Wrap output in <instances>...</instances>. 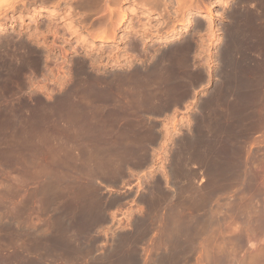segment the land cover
<instances>
[{
	"label": "bare ground",
	"instance_id": "bare-ground-1",
	"mask_svg": "<svg viewBox=\"0 0 264 264\" xmlns=\"http://www.w3.org/2000/svg\"><path fill=\"white\" fill-rule=\"evenodd\" d=\"M27 1L28 0H0V31L7 30L8 26H11L13 22H18L21 25L25 24V19L28 18L31 21L36 22L34 31L39 32L38 18L45 17L51 19V17L61 15V13L66 11L63 10V12H61L59 10L58 6H61V2L64 4L62 7H65L66 9L68 8L65 3L73 5L72 9H78L76 11L81 18H79L78 21H82V18L84 21L85 17L94 19L92 17H94L96 14V18L97 13L99 14V12H101V14H99L98 17L93 20L95 21L93 24L95 26L92 27V29L87 30L94 41H100L106 44L115 42L118 43L119 39L122 40V38H124V36L121 37L117 31L119 30L118 27L124 20L128 22L124 30L133 31L131 35H134V32L136 33L137 30V27L135 26L137 24H134L135 22L133 20V18H135L134 16L138 17L136 19L137 21L141 15L147 17L148 20L149 18H165V23H161L162 27L165 29L161 28L163 30L160 29L162 31L160 33L157 32L160 27L150 25L151 23H148L147 26L144 24L146 22H142V26L137 25L138 27L143 28V34H141L147 39L142 42H137V40L134 41L131 36L134 42L132 41L131 43L130 41L131 44L129 43V46L127 44V49L129 52L127 51V55L124 56V59L127 57L128 59H126L129 60L133 67L128 64V67L131 66V68H127V71L124 70L125 72L123 71L122 75H116L119 76L118 82L121 83H116L115 81L114 84L113 81L104 79L106 77H104V75V78L97 74L92 78H88L89 80L91 79L89 91L88 89L85 91V93L90 92L91 94L85 95L89 96L86 97L88 98V101L82 102L83 97H80L81 100L78 101L80 103L76 104V101L71 106L68 104L69 100L68 103L66 101L65 104H68L70 107L67 106L68 110L63 109L65 106L61 108L62 111L64 110L63 112L67 110V113H64L67 115H63L64 117L60 112L59 113L61 116H59L60 114H57V111H54L55 114H53L46 105L47 103L45 104L42 101H39L36 104L30 103L31 100L29 96L31 94L25 97L19 95V89L26 85L25 78L27 76L23 78L22 73L25 69L27 70L26 66H28V63L30 62L26 61L27 57L25 58V54L21 53L23 51L22 50L20 53L24 56H17L21 61H18L20 62L19 64L13 66L15 58L13 59L10 57L11 61L8 58L6 59V61L10 62L14 60L12 65L9 63L11 66L10 70L8 69V71H6V69L9 67V64L7 65L8 67L4 69V64H7V62H5V57L3 58L1 56L3 52V55H5V51L3 50H6V48L8 50L11 49L10 45H13V48H17L23 43L15 39L14 40L16 42L12 41L11 43V40L7 39V37L10 36L12 40L13 37H11V35L7 37L4 36L7 40H3L4 42L0 43V176H4V179L0 180V186L2 185V187H0V195L7 201L2 200L0 202L3 207V209H1L4 210V213L2 212L3 214L0 210V218L3 216L5 219V221H2L4 219L1 220L2 223L0 222V240L2 242L0 243V264H75L74 260L77 257L78 260L79 257H81L80 259L82 261V257L87 256L88 253L92 251V249L97 247L96 249L99 250V245L94 247L93 244L96 243H91L92 240L89 238V232L91 229H95L96 225H99L106 215L108 201L106 200V202L103 200V194H101L103 196L101 197L99 193L100 188H98L99 191L97 189V187H99L97 185H103L97 181V178L100 180L99 177H101V174L103 175V173L105 174L108 171L105 170L107 172L103 171V173H101L100 171L102 170L100 169L102 168L98 170V166L103 167L104 163L108 164L110 161L115 163L116 161V164L112 163L116 165V169L113 170V168H115L113 166V168L110 169L112 170V173L113 171L119 173V171H121L122 168L125 167V164H127L130 160L132 162L133 159L146 158V156L140 152L143 151L146 146H148V144H159L163 142L162 144L164 146V142L166 139H168L167 136L169 135V131L165 127L164 129L153 128L150 119L153 117V115H155L156 118L157 114L159 117L160 114H166L167 111L169 112V110L172 108L176 109L179 100L188 94H191L193 97V102L197 103L193 114H191L195 121L192 126L188 125L185 127L186 129H184V132L182 130V132L178 133L180 136H177V139L179 138V140L176 144L179 153H177L178 157L173 155L174 160L176 157L178 159L175 160L177 163L170 162L172 164V167L170 168L173 169L174 166H177V170L175 167L174 170H176V174H179V177H181V175L183 176L184 168L187 167V164H190L192 160L189 166L194 168V170L197 169L200 175H209V178L206 175V179L208 178L209 181L208 183L206 182V184H204V175L201 177L200 181L196 183L195 179L198 175L196 174L197 176H195V173H193L195 179L193 177H191L193 179L187 178L186 182H188V184L187 186L185 185L186 187L184 186L185 189L181 187L182 185L180 186L181 188L179 187L181 189V195L182 191L187 192L186 195L184 194V197L188 196L185 200L181 198L178 199L176 196V194L179 192L176 193L174 188H176L178 184L175 187L172 186L174 187L172 188L167 184L166 180H164V184L163 182L157 183V194L154 195L150 193L146 197L147 208L149 209L148 212H151L152 215L155 214L157 218L162 220L161 218L164 215L165 210H168L170 212L169 218H164V215L163 219H165V222L163 223L166 225V223H169L170 221L169 220L166 222V220L171 219V223H169L168 226H172L171 224H173L176 226V228H178V230L180 229V225L182 226L184 222H189L190 224L187 223L189 226H185L187 224H183V226L187 227V229L190 227V225L192 226V229H188V231L192 230V233L194 234L191 239L195 237L197 238V233L200 232L202 237H208V232L207 236L206 233H202V230L207 228L205 230L209 231L211 229L210 237L205 238V241L208 239V242H204L205 244L203 243L201 248H199L200 251L198 249L195 251L192 250L194 251V255H196L197 251L200 252V257L194 256L198 258L196 259V264H206L205 262H208V264H264V63H253L252 59L250 60L253 63L252 64L250 62L252 66L247 67L243 65L244 62L242 64L241 61H237L236 56L235 59H230L236 53V50H238V52L240 50L242 51L246 36L248 35V41L250 40L251 47L253 49L251 51L252 54L253 52L255 55L257 54V47L258 49L259 47H262L264 50V38L260 39L262 36H264V21L262 20L263 26L259 25L260 17L264 16V0H239L240 3L238 6L236 5L238 8L236 9L235 16H233L235 18L236 16L240 18L243 17L242 20L245 19L244 21L246 23L243 22L242 24L239 22L241 20H237L233 17L232 24L234 19L236 22L234 25L230 24L234 27V31L232 29L233 33L231 34V37L227 39L228 41L226 42V47H223V54L227 56L226 59L228 60V63L233 64V66H230L229 69L227 68V71L225 70L226 74L223 75V78L226 77L225 82L227 84L225 83L226 85H223V88H221L219 83H215L216 85H212L211 88L208 89L207 94L198 92L196 90L197 85L195 86V84L191 82V80L195 78L199 84L201 82L203 83V81H206L204 84L208 86L212 76V71L210 69L204 70L203 68V70H201L199 68H195V71L192 70V66H195V55H198L195 52L196 49L203 48V40L201 41L200 39V42L198 43L193 37L195 25L192 24L194 21L193 18L195 16L202 17L206 19V24L204 25L206 32L210 34L214 32L215 29L212 26V19L207 14L209 11L210 5L208 4H210V1L205 4L208 0H39L41 5L33 9L31 8L30 11L26 9L27 7L25 8ZM46 1L47 3L49 2L51 4H47ZM129 2L132 3V5H129L128 7L125 6V4ZM237 2L238 0L236 3ZM18 3H22L24 8H17L16 5H18ZM257 5L261 7V11L258 10L259 7L257 8ZM243 6L249 7L248 9L250 10H247L249 13H244L245 11L242 12L243 9L240 8ZM72 9L70 10L73 13L74 10ZM22 10H28V12L24 14V11ZM79 10L81 12H79ZM14 11H18L19 14L17 16L13 15ZM92 13L95 14L92 16ZM70 15L72 14H69V17H71ZM78 15L75 17H78ZM177 24L180 25L178 26ZM49 26L51 25H48V28L46 27V29L49 30ZM80 26L82 28V25ZM145 26L146 28H144ZM198 26L202 27L203 23H200ZM56 27L54 26L53 29ZM83 27L88 28V26ZM152 30L155 32L152 33ZM39 33L36 34L39 35ZM243 33H245V35ZM89 35L88 37H90ZM126 37L127 36L124 38L125 40ZM155 37H158V41H169L171 43L164 48L161 47V45V48L154 47L153 45L147 46L146 42H154L155 39L153 38ZM86 38L87 37L84 38L82 36L80 40L82 43H84V45L85 43L89 44ZM34 39L36 40L37 38ZM0 40H2L1 37ZM37 41L38 40L34 41L33 43ZM92 44L90 42L91 46H93ZM247 44H249V42ZM164 45L165 44L163 42L162 46ZM21 46L23 48V45ZM35 47L36 46H34V48ZM85 47L83 49H86ZM245 47H247V45H245ZM127 49H125V51ZM13 50L15 51V49ZM13 50L11 49L12 52ZM137 51L138 53H136ZM16 52L17 49L14 53ZM24 52L25 51H23V53ZM32 52L36 53L34 49ZM10 53H6V55H10ZM39 53L41 52H38V54ZM17 54H15V56ZM38 54H36L38 56L37 59L40 58L39 56H41L42 53L41 55ZM262 54L264 53L259 55ZM15 56L13 54L12 57ZM111 56L113 58L114 55ZM119 56L116 57L115 63L117 60H120V58L123 57H121V54ZM129 57H131V59H129ZM18 59L16 58V60ZM83 59L79 60L83 61ZM133 59L137 60V63L130 61H133ZM254 60L256 61L255 58ZM95 62L98 61L96 60ZM15 63H17V61ZM31 63L35 64L36 66H42L41 64L38 65L36 58L34 61H31ZM247 63L249 62H246V64ZM117 64L119 66L121 65L122 67H125L126 61L122 64L121 62ZM80 65L81 64H78L77 66ZM81 67H83V65ZM84 67L81 69H84ZM219 71L221 72L222 70L219 69ZM108 76H110V74ZM112 78L117 79V77ZM223 78L219 79L222 80ZM219 81L217 80L216 82ZM76 82L81 81L77 80ZM81 84H83V81ZM81 84L79 83V85ZM80 87L82 86H78L77 88ZM77 88L72 89L78 90ZM217 88L218 90L222 91V94H220V91V95L218 96H216L214 91V89L216 90ZM84 89L82 88V90ZM228 91H231L233 93L232 95L235 96L226 97V95L229 94ZM69 93L70 92H68L66 95H68L67 97L70 99L71 97L69 96ZM85 93L83 92V94ZM73 94H75V91ZM73 94L71 95L73 96ZM59 106H61V103ZM172 112L174 113V111ZM51 113L52 115L57 114L60 118L63 117V119L66 118L65 116H67V118L64 121L59 119L63 122H61L62 124L59 125V120H57L58 122H53V120H51ZM146 118L148 120H146ZM169 118H173V116ZM36 135L37 140H35ZM44 140L45 142L47 141L46 144L49 143L48 148L45 146L46 155L48 154V157L47 160L42 161L43 159L41 156H39L41 151H38L39 149L41 150V147L36 149V151L33 149V146H35V143L40 146V143H43ZM160 145L161 144H159V146ZM43 148L44 147H42V149ZM146 150L144 152H146ZM183 150L187 151V156L184 154L185 151L182 153ZM182 154H184L187 158L183 160L181 158L183 157ZM27 158H30L29 160H31L32 163H35L36 165L35 166L33 164L35 169L32 171H26L27 169L22 170L20 168V163H24L26 160H28ZM129 164L130 163H128V165ZM29 165H31V162ZM90 165H92V167ZM117 165L119 166L118 168ZM13 170H18L19 173L16 172L18 174H13V177L11 175L8 176V174H4V171L13 172ZM1 171H3V173H1ZM124 171L125 170H123V172ZM171 171L172 170L169 172ZM186 176L183 177L186 178ZM20 178L26 180H22ZM188 179L191 180V183L194 180L195 184L200 187L199 189L203 187L202 189L204 190L197 197L191 196L189 194L190 190L194 189H190V186L193 183L189 185L190 182ZM33 180H35V184L29 186V189L32 188L30 191H28L29 193H27L25 196V193H22L23 196H20L21 198L17 197L18 203L16 202V206H12L10 201H13L12 197L18 194V185H20L17 184V187L15 186L16 183L23 182L25 184ZM180 180L183 181L182 179ZM26 185L27 184L24 186ZM21 186L23 188V184H21ZM108 186L110 187V185ZM164 187H167L170 189V191H167V189L164 190ZM106 189L107 191H114L112 188ZM20 191L21 190H19V192ZM197 191L199 192L198 188ZM191 194H193V192ZM14 198L16 199V197ZM220 198L222 199V202H219L221 200ZM213 203L216 204H214L215 206H220V208L217 207L219 210L216 209V211H214L213 209L215 207L212 209ZM185 209H190V211L186 210V212H184ZM201 209L204 210V212H208L207 214L204 213L207 215L206 217L201 216L202 218H199L197 215L192 214L193 212L196 214V212ZM49 211L50 214L54 215V218L50 219L49 222L46 220L43 221V223H39L36 220H33L31 217L32 214ZM50 217L52 218L53 216ZM151 218L153 219L154 217ZM6 219H8L10 223L7 222ZM156 219L155 223L158 220ZM12 220H14V224L11 223ZM158 221L157 223H159ZM7 223L9 224L7 225ZM200 223L203 227L198 229ZM193 224L196 225L197 228H195ZM198 224L199 226H197ZM140 226L138 227L141 228ZM100 228H102V226H100ZM100 228L98 229L101 230ZM148 228L147 231H150ZM162 228H159V231H161L160 229ZM164 228V231H166L169 227L167 228L166 225ZM141 229L139 231L144 232L143 228ZM144 230L146 231V229ZM170 230L172 231L173 229L170 228L168 231ZM181 230H183L182 227ZM168 231L165 233L167 234ZM132 233L134 234V231H132ZM176 233H178V231ZM180 233H182V231ZM192 233L190 232V234ZM144 235L146 234L144 233ZM186 235L189 234L186 233ZM216 235L219 237L216 238ZM214 236L216 239H219L218 244L216 243V247L214 246L215 244L213 245L212 243V245L210 244L209 246V242L213 241L211 239H213ZM160 237L162 238V236ZM199 237H201V235ZM25 238L28 239L27 243H25ZM132 238L133 237H129L128 235L126 239L133 240ZM148 238L149 236L147 237V240ZM164 238H167V236L165 235L163 240ZM92 239H95L94 242H97L96 238L93 237ZM186 239V242H189L187 237ZM22 240L25 241V245H22ZM192 240L195 242L197 241V243L199 242L197 239ZM122 241L125 242L126 240L124 239ZM176 241L178 240L176 239ZM180 241L183 242L182 240ZM20 242L23 248L26 246L25 250L20 247L21 245L18 246V243ZM85 242L87 243L86 245H84ZM179 242L176 244L181 246V243ZM200 242H202L201 238ZM190 243L189 245L191 246L188 247V250L181 248L182 251H187L184 253H188V251L191 252V249L193 248L192 246L195 244ZM124 244L126 245V243ZM16 245L17 247H15ZM122 245L121 247L124 249ZM130 245L131 244H129V246ZM134 245L136 246L135 242ZM134 245H131L129 248L125 247L126 249L123 250V253L121 252V258H119V260L114 264H145L147 262L146 255L148 254V250L146 251L145 248L146 252L144 250H142L144 251L143 253L140 251L142 255L145 256L142 259L143 256L140 254V252H138V255L137 251L139 250L135 248ZM165 246L167 245L164 244V247ZM141 247H143V245ZM212 247H214V250L216 248V250L213 251L214 253H217V256H214L213 258V255L211 256V254H214L211 252L213 249ZM155 248L157 250L156 246ZM155 248H151V250H155ZM5 249H7V251ZM115 249L119 248L116 247ZM119 250L121 251V249ZM179 251L176 253H182ZM177 254H174L175 258ZM183 254L180 255L183 256ZM46 255H55L56 258L59 256L62 261L50 263L51 261H46L48 259ZM152 255L154 257V254ZM188 255L182 257V259H180L181 256L179 258L177 257V261L178 259H180V261L184 259L185 262V258L187 259V257H189ZM44 256L47 258L46 260L44 259ZM164 256L168 258L167 254ZM158 257L160 256H157V258ZM201 257H203V259ZM56 258L53 260H56ZM192 258L191 260H193ZM171 259L172 258L170 257V260ZM201 259L205 261H201L200 263L199 261ZM78 260L77 262L79 263L77 264H81L83 262L82 261L80 263ZM87 260L88 259L84 260V263L82 264H88L87 262L89 260ZM147 260H150V258ZM168 260L165 258V260L162 261L167 262ZM159 261L157 263L161 264L162 262L160 261V263ZM186 261L189 263L188 259ZM149 262V264H151V261ZM180 263L184 264L182 262ZM191 263L195 264V262ZM92 264L106 263L96 261ZM169 264H171V262Z\"/></svg>",
	"mask_w": 264,
	"mask_h": 264
},
{
	"label": "rangeland",
	"instance_id": "rangeland-1",
	"mask_svg": "<svg viewBox=\"0 0 264 264\" xmlns=\"http://www.w3.org/2000/svg\"><path fill=\"white\" fill-rule=\"evenodd\" d=\"M29 1V2H28ZM27 2H26V4L27 5H25V8L26 9H28L29 11L31 10V8L33 9V8H36V7H38L39 5H41V2L38 0H28ZM38 2V4H37V2ZM206 1V0H205ZM210 1V4H208V5H210L209 6V11L207 12V14L211 17V19H212V26H213V28L215 29L214 30V32L213 33H208V32H206V30L204 29V25L206 24L205 23V20L206 19H204V18H202V17H198V16H195L194 18H193V24L192 25H195L194 27V29H195V34L197 35V38H196V40H197V42L199 43L200 42V39H201V41L203 42L202 43V47L203 48H199V49H196V54H198V55H195V60H194V63H195V68L196 69H201V70H203V68H204V70L205 69H210L211 71H212V76H211V78H210V83H209V85L207 86V85H205L204 83H206V81L204 82L203 81V83L200 85V84H198L197 85V87L196 88H198V87H201V89H199V91L198 92H200V93H204V94H207L208 93V89H210L211 88V86L212 85H216L217 83H219L220 85H221V88H223V85L225 86L227 83L225 82V79H226V77L225 78H223L224 76V74H226V71L230 68V66H233V64H231V63H228V60L226 59V57L227 56H225V54H223V47H226V42L228 41L227 39L228 38H230L231 37V34L233 33L232 32V29H233V31H234V27L233 26H231V25H234V23L236 22V20L235 19H237V20H241V21H239L240 23H242L243 24V22L244 23H246L244 20H242L243 19V17H237L236 16V18L234 17L235 16V12H236V9L238 8L237 6L239 5V3H240V1L238 0V4L236 3V1L237 0H208V1H206V3L205 4H207L208 2ZM40 2V3H39ZM211 2H213V3H211ZM224 2H226V3H224ZM28 3H30V4H28ZM46 3H47V1H46ZM62 4H61V6H58V8H59V10L61 11V12H63V10H66L67 11V13H66V11L65 12H63V13H61V15H56V16H53V17H51V19H48V18H45V17H41V18H38V25H39V28H38V30H39V32H36V31H34V29H35V27H36V22H33V21H31L30 19H25V24H20V23H18V22H13L12 24H11V26H8V29L7 30H5V31H0V37H1V39L2 40H0V41H2V42H0V43H3L4 41L3 40H7V39H9V40H11L10 42L12 43V41H14V42H16L15 40H17V41H21L23 44H21V45H23V48H22V46L20 45L19 47H17V48H13L11 45H10V47H11V49L13 50V49H15V51H16V49H17V52L16 53H14L15 51L13 50V52L11 51V49H7L6 48V50L4 49L3 51H5V55H3L4 54V52L2 53V57L5 59V62H7V64H4V69H6V67H8L7 69H6V71H8V69L10 70V68H11V66H10V64L12 65L13 63H14V65L13 66H15L16 64H19L21 61L18 59V57L17 56H20V55H22V54H25V56L24 55H22V56H24L25 58L27 57V62H30L31 63V61H34L35 60V58H36V60H37V62H38V65H42V66H36L35 64H30V63H28V66H26V68H27V70L25 69L24 70V72L22 73V75H23V78H25L26 76V78H25V81H26V85L23 87V88H20L19 89V95L20 96H29L30 94V100H31V102L30 103H38L39 101H42L43 103H47L46 105L48 106V108L50 109V111H52V113L53 114H55L54 113V111H57V114H62V116L63 115H67V114H64V113H67V110H68V107L67 106H71L72 104H74V102H76V104H78V103H80V102H78V101H80L81 100V98L83 97L84 98V100H83V98H82V102L84 101H88L87 99L88 98H86V97H89L88 95H91L90 94V92H86L85 93V91H87V89H88V91H89V84H90V82H91V79L89 80L88 78H92L94 75H100L101 77H103V75H104V79H107L108 81L110 80V81H113V83L116 81V83L119 81L118 79H119V76H116V75H122L123 74V71L125 70V71H127L126 69L127 68H131V66L133 67V65H131L130 64V62H129V60H127L126 58L124 59V56H126L127 55V51H128V46H129V43H130V41H131V43H132V41H133V39H134V41L135 40H137V42H142V41H144V40H146L147 38L145 37V36H143L142 34V32H143V28L141 27H138V26H142L143 25V23L144 22H146V23H144L146 26H147V24L148 23H151L150 25H155V26H159L160 28L158 29V31L157 32H162L161 30H163V29H165L164 27H162V24L161 23H165L164 21H165V18H156V19H151V18H149V20H148V18L147 17H145L144 15L142 16H140L139 17V19H138V21L136 20L138 17L137 16H134L135 18H133V20H134V24H137V25H135L137 28V30H136V33L134 32V35H131L132 33H133V31H125L124 30V28H125V26H126V24H128V22L126 21V20H124L122 23H121V25L118 27V29L119 30H117L118 31V34L119 35H121V37H123L124 36V38H125V36H127L126 37V40L124 39V38H122V40L121 39H119L118 40V43L117 42H115V43H110V44H106V43H102V42H100V41H94L91 37V35H89V33L87 32V30L88 29H92V27H94L95 25H93L94 24V22L95 21H93L94 19H96L97 17H98V15L99 14H101V12H99V14L97 13V17L95 18V16H96V14L95 13H92L91 15L93 16V14H95L94 15V17H92V18H94V19H89V17H85L84 18V21H83V18H82V21H81V24H80V21H78L79 20V18H80V16L77 14V11L76 10H78L77 8L76 9H72V6L73 5H70V4H68V3H65V5L67 6V8L69 9H72V10H74L73 11V13H72V11L70 10H68V9H66L65 7H62V5H64L63 4V2H61ZM43 4H45V3H43ZM47 4H51V3H47ZM47 4H45V5H47ZM212 4V5H211ZM131 6L132 5V3H127V4H125V6ZM237 5V6H236ZM69 6V7H68ZM16 7L17 8H19V9H22V8H24V6L22 5V3H18V5H16ZM20 7H22V8H20ZM245 7V8H244ZM259 7V8H258ZM74 8V7H73ZM171 8V7H170ZM240 8V7H239ZM249 7L248 6H243V7H241L240 9H243V11L242 12H244V13H247L250 9H248ZM257 8H258V10L259 11H261V7L259 6V5H257ZM256 8V9H257ZM28 10H22V11H24V14L26 13V12H28ZM172 10H173V8H172ZM234 10V11H233ZM248 10V11H247ZM143 11H146V10H143ZM258 11V12H259ZM79 12H81L80 10H79ZM10 14H12L11 12H9ZM75 13V14H74ZM249 13V12H248ZM259 13H261V12H259ZM19 14V12L18 11H14V13H13V15H15V16H17ZM45 14H47V13H45ZM66 14V15H65ZM69 14H72V15H70L71 17H69ZM78 15V17H75V16H77ZM74 15V16H73ZM90 15V16H91ZM234 15V16H233ZM62 16V17H61ZM64 16V17H63ZM59 17V18H58ZM233 17L235 18L234 19V22H233V24H232V20H233ZM264 16H261L260 17V19H259V25H262L263 26V21H264V18H263ZM72 18H73V20H72ZM76 18H77V20H76ZM180 18V17H179ZM238 18H240V19H238ZM81 19V18H80ZM85 19H87V20H85ZM90 20V21H89ZM263 20V21H262ZM137 21V22H136ZM72 24H71V23ZM92 22V23H91ZM143 22V23H142ZM179 22H180V19H179ZM83 23H86V25H88V28H85V27H83ZM200 23H203V26L202 27H199L198 25L200 24ZM262 23V24H261ZM91 24V25H90ZM140 24V25H139ZM142 24V25H141ZM159 24V25H158ZM231 24V25H230ZM46 25V26H45ZM48 25H51V26H49V30L48 29H46V27L48 28ZM56 27L55 29H53L54 28V26ZM70 25V26H69ZM80 25H82V28H81V26ZM161 25V26H160ZM178 26L180 25V24H177ZM66 26V27H65ZM146 26L144 27V28H146ZM231 26V27H230ZM60 27V28H59ZM76 27V28H75ZM81 28V29H80ZM140 28V29H139ZM161 28H163V29H161ZM53 29V30H52ZM56 29H58V30H56ZM122 29V30H121ZM161 29V30H160ZM37 30V31H38ZM77 30V31H76ZM80 30V31H79ZM160 30V31H159ZM153 31V30H152ZM186 31V30H185ZM231 31V32H230ZM33 32H36V33H39V35L38 34H36V33H33ZM57 33V34H55V33ZM131 32V33H130ZM137 32H138V34H137ZM155 31H153L152 33H154ZM32 33V34H31ZM42 33V34H41ZM82 33V34H81ZM128 33H129V35H128ZM142 33V34H141ZM163 33H165V32H163ZM229 33V34H228ZM264 33V32H263ZM38 35L37 37L36 36H34V35ZM77 34V35H76ZM78 34H81L84 38L85 37H87L86 39H87V41L89 42V44L88 43H85V45H84V43H82L80 40H81V35H78ZM90 36V37H88V35ZM137 34V35H136ZM183 34H185V33H183ZM186 34H187V32H186ZM185 34V35H186ZM244 35H245V33H243ZM9 35H11V37H13V40H12V38H10V36ZM141 35V36H140ZM230 35V36H229ZM264 35V34H263ZM2 36H3V38H2ZM4 36H9V37H7V39H6V37H4ZM130 36V37H129ZM131 36H132V38H131ZM134 36V37H133ZM34 38H37L36 40H38L37 42H35V43H33L34 41H36ZM157 38V39H156ZM245 38V37H244ZM248 38H249V35L248 36H246V39H245V44H244V47H245V45H247V47H243L242 48V51L240 50L239 52H238V50H236L235 52H233V53H235L234 55H233V53H232V57L230 58V59H232V58H236V60L237 61H241V63L243 64V62H244V66H247V67H250V66H252V64L253 63H259V62H261V63H259V64H262V63H264V60H263V56H264V54H262V55H259V54H261V53H264V50H263V48L262 47H259V49H258V47L256 48L257 50V54L255 55L254 54V52H253V54L251 53V51L253 50L252 49V47H251V42H250V40L248 41ZM264 38V36H262V38H260V39H263ZM15 39V40H14ZM153 39H155V41L154 42H151V41H147L146 42V45L148 46H151V45H153L154 47H160V45H161V47H166V46H168L171 42H169V41H158L159 39H158V37H155V38H153ZM172 39H175V38H172ZM199 39V40H198ZM34 40V41H33ZM124 40V41H123ZM79 41V42H78ZM133 41V42H134ZM25 42H26V44H25ZM31 42V43H30ZM90 42H91V44L93 45V46H91L90 45ZM128 42V43H127ZM163 42H164V46H162V44H163ZM249 42V44H247ZM37 43V44H36ZM79 43V44H78ZM130 43V44H131ZM25 44V45H24ZM36 44V45H35ZM81 44V45H80ZM83 44V45H82ZM127 44H128V46H127ZM26 46H28V47H26ZM34 46H36L35 48H34ZM38 46V47H37ZM86 46V47H85ZM90 46V47H89ZM127 46V47H126ZM250 48H249V47ZM261 46V45H260ZM32 47H33V49H34V51H36V53L35 52H32L33 51V49H32ZM40 47V48H39ZM86 48V49H83V48ZM93 47V48H92ZM96 49H95V48ZM126 47V48H125ZM160 47V48H161ZM19 48V49H18ZM89 48H90V50H89ZM249 48V49H248ZM36 49V50H35ZM76 49V50H75ZM88 49V50H87ZM95 49V50H94ZM125 49H127L126 51H125ZM9 52H8V51ZM25 51L24 53H23V51ZM41 50V51H40ZM75 50V51H74ZM113 50V51H112ZM244 50V51H243ZM20 51H22L21 53H20ZM41 52L42 53V55H41V53H39L38 54V52ZM122 51H124V52H122ZM256 51H255V53H256ZM11 52V53H10ZM129 52V51H128ZM260 52V53H259ZM6 53L7 54H9L10 53V55H6ZM17 53H20V54H17ZM35 53V54H34ZM109 53V54H108ZM131 53V52H130ZM136 53H138V51L136 52ZM245 53V54H244ZM259 53V54H258ZM13 54H14V56H15V54H17L15 57H12L13 56ZM30 54V55H29ZM36 54H38V55H41V56H39L40 58L39 59H37L38 58V56L36 55ZM115 54H116V56H115ZM118 54V55H117ZM121 54V57L123 58V60H122V58H120V60H122V61H120V60H117L116 61V63H115V59H116V57L117 56H119ZM244 54V55H243ZM32 55V56H31ZM37 57H36V56ZM79 55H81V56H79ZM111 55H114L113 56V58H112V56ZM8 56V57H7ZM225 56V57H224ZM236 56V57H235ZM250 56V57H249ZM253 58H252V57ZM10 57L11 58H15V61L12 63V62H10L11 60H10ZM34 57V58H33ZM80 57V58H79ZM120 57V56H119ZM247 59H246V58ZM9 59L10 61H6V59ZM16 58L18 59V60H16ZM33 58V59H32ZM77 60H76V59ZM84 58V59H83ZM102 58V59H101ZM241 58H242V60H241ZM254 58L256 59V61L254 60ZM260 58V59H259ZM30 59H32V60H30ZM41 59V60H40ZM81 59H83V61H80ZM112 59V60H111ZM129 59H131V57H129ZM226 59V60H225ZM240 59V60H239ZM253 59V60H252ZM29 60V61H28ZM40 60V61H39ZM44 60H46V61H44ZM97 60L98 62H95V61ZM250 60H252V62L250 61ZM259 60V61H258ZM261 60V61H260ZM263 60V61H262ZM17 61V63H15ZM18 61H20V62H18ZM42 61V62H41ZM85 61H87V62H90V63H87V62H85ZM121 62V64L122 63H124L125 61H126V65H125V67L123 68L121 65L119 66L117 63H119V62ZM128 61V62H127ZM131 62H136L137 63V60H134L133 59V61L132 60H130ZM225 61V62H224ZM255 61V62H254ZM77 62H80V63H77ZM95 62V63H94ZM106 62V63H105ZM111 64H110V63ZM207 62H208V64H207ZM246 62H249V63H247L246 64ZM252 64H251V63ZM10 63V64H9ZM35 63V62H34ZM44 65H43V64ZM72 63V64H71ZM82 63H84V64H82ZM86 63V64H85ZM91 63H93V64H91ZM133 63V64H134ZM9 64V65H8ZM78 64H81L80 66H77ZM97 64H100V65H97ZM117 64V65H116ZM128 64H130L131 66H129L128 67ZM201 66H200V65ZM204 64V65H203ZM249 64V65H248ZM8 65V66H7ZM32 65V66H31ZM35 65V66H34ZM83 65V67H84V69H81V68H83V67H81ZM86 65H88V66H86ZM135 65V64H134ZM116 67H118V68H120V69H118V68H116ZM122 67V68H121ZM193 67V66H192ZM206 67V68H205ZM222 67V68H221ZM86 68V69H85ZM228 68V69H227ZM78 69V70H77ZM217 69V70H216ZM219 69L220 70H222L221 72L219 71ZM82 70V71H81ZM83 70H85V71H83ZM215 70V71H214ZM226 70V71H225ZM78 72V74H77V72ZM89 71V72H88ZM119 71H121V72H119ZM124 71V72H125ZM81 72V73H80ZM96 72V73H95ZM107 72V73H106ZM109 72V73H108ZM115 72V73H114ZM24 73H25V75H24ZM68 73H70V74H68ZM119 73V74H118ZM215 73H217V74H215ZM220 73V74H219ZM86 74V75H85ZM110 74V76H108V75ZM115 74V75H114ZM214 74V75H213ZM88 75V76H87ZM111 75H114V76H111ZM77 76V77H76ZM80 76V77H79ZM221 76V77H220ZM80 78V80H79V78ZM86 77V78H85ZM108 77H110V78H108ZM112 77H117V79L116 78H112ZM74 78V79H73ZM113 80H112V79ZM221 78H223L222 80H220ZM82 79V80H81ZM81 81V82H76V81ZM219 81V82H216V81ZM27 81H28V84H27ZM82 81H83V84H81L82 83ZM88 81V82H87ZM73 82V83H72ZM77 83V85L78 86H82V87H80V88H77L78 86L76 85V83ZM223 82V83H222ZM79 83L81 84V85H79ZM118 83H121V82H118ZM213 83V84H212ZM216 83V84H215ZM222 83V84H221ZM226 83V84H225ZM72 84V85H71ZM115 84V83H114ZM70 85H71V87L73 88V89H75V88H77L78 90H73L71 87H70ZM76 85V86H75ZM88 86V87H87ZM70 89H69V88ZM75 87V88H74ZM26 88V89H25ZM41 88V89H40ZM82 88L84 89V90H82ZM69 89V90H68ZM21 90V91H20ZM66 90V91H65ZM70 92L69 93V96L72 98H68L67 96L68 95H66V94H68V92ZM74 91H75V94H73L74 93ZM78 91H80V92H78ZM81 91H83L85 94H83V92H81ZM214 91H215V94H216V96H218V95H220V94H222V91L221 90H218V88L215 90L214 89ZM221 91V92H220ZM72 92V93H71ZM219 92H220V94H219ZM29 93V94H28ZM64 93V94H63ZM199 93V94H200ZM229 93V94H228ZM228 95H226V97H234L235 95H232L233 93L230 91H228ZM71 94H73V96L71 95ZM80 94V95H79ZM83 94V95H82ZM86 94H88L87 96H85ZM18 95V96H19ZM33 95V96H32ZM36 95V96H35ZM197 95H198V93H197ZM232 95V96H231ZM33 97V98H32ZM81 97V98H80ZM60 98V99H59ZM66 100H65V99ZM36 101H35V100ZM44 99V100H43ZM62 99V100H61ZM64 99V100H63ZM86 99V100H85ZM192 100H193V98H191ZM68 100H69V103H68ZM64 101V102H63ZM67 101V103L69 104H65V102ZM81 102V103H82ZM59 103V104H58ZM60 103H61V106H59L60 105ZM196 102H193V101H191V102H188L186 105L187 106H185V107H179V109L180 110H183V112H180V111H176L175 112V114L174 115H172L173 116V118H169V119H167V120H155L154 122H155V126L152 124V126H153V128H157L158 126H161L162 125V123H164V125H162L161 126V129L163 128L164 129V127L165 128H167V130L169 131V135L167 136V138L168 139H166V141L168 142H164L165 144H164V146H163V142L162 143H159V144H161L160 146H159V148H158V152H156V155L155 156H153V159H154V161H152V166L150 167V169H149V171H147V172H145L144 174H143V176H145V177H147V178H149V177H151V178H153V175L154 174H160L161 175V177L163 178V184H164V180H166L167 181V184L169 185V186H176L177 184V187L176 188H174V187H172V188H174V190L176 191V193L177 192H179V193H177L176 194V196H177V198L179 199V198H181V199H187V197L188 196H186V197H184L185 195H186V193L187 192H185V191H182L181 193H182V195L180 194V188L181 187H183L184 189H185V187L187 186V184H188V182H186L187 181V178H190V179H193L195 176H197L196 177V179H195V181H196V183L198 182V181H200V179H201V177L202 176H204V179H205V183L204 184H206V182L208 183V181H209V175H207V174H201L200 175V173H198V170L197 169H195L194 170V168H192V167H190L189 165L191 164V162H192V160H191V162H190V164H187V167H189V168H192V169H189V168H187V167H185L184 168V173H183V176H186L188 173L190 174H188L187 176H186V178L185 177H183L182 175H181V177H179L180 175L179 174H176L177 173V166L175 167L176 168V170H174V167H173V169H172V171L173 172H175V173H173L172 171V173L171 172H169L170 170H169V168H170V166H169V164H170V161H171V159H173V155H176L177 157H178V154L177 153H179L178 152V148H177V144L176 143H178L177 141L179 140V138L177 139V136L179 135L178 133H180V132H182V130H183V132L185 131L184 129H186L185 127H187L188 125H190V126H192L193 124H194V119H193V117L191 116V114H193V111H194V108H195V106H196ZM66 108H65V107ZM69 106V107H70ZM58 107V108H57ZM60 107V108H59ZM64 107V108H63ZM57 108V109H56ZM61 108H63V109H67L65 112H63L62 111V109ZM188 108V109H187ZM60 112V113H59ZM52 113H51V120H53V122H58L57 120H59V119H62V121H64L66 118H67V116H65L66 118H64L63 119V117H59V116H61V114L58 116L57 114L56 115H52ZM176 115V116H175ZM160 116V115H159ZM171 116V117H172ZM174 116H175V118H174ZM155 117V115H153V117L150 119V121H153L154 118ZM156 117H158V114L156 115ZM171 119V120H170ZM55 120V121H54ZM146 120H148L147 118H146ZM61 120H59V125H61L63 122H62ZM191 121V122H190ZM62 122V123H61ZM166 123V124H165ZM168 123V124H167ZM190 123V124H189ZM157 124V125H156ZM161 124V125H160ZM186 124V125H185ZM167 126V127H166ZM176 129V130H175ZM39 136V135H38ZM180 136V135H179ZM178 136V137H179ZM35 140H37V135L35 136ZM47 142V141H46ZM46 142H45V140L43 141V143L45 144H43V143H40V146L38 145V144H36L35 143V146H33L34 148L33 149H39L40 147H41V150L39 149L38 151H41V153L39 154V156H41V158L43 159L42 161H45V160H47V157H48V154L46 155V148H48V144L49 143H47L46 144ZM155 144H157V143H155ZM159 144H157V145H159ZM174 144H176V145H174ZM45 146H47L46 148H45ZM38 147V148H37ZM42 147H44L43 149H42ZM79 147V146H78ZM37 151V150H36ZM42 151H44V152H42ZM186 153H185V152ZM176 152V153H175ZM184 152V154H186V156H187V151L186 150H183L182 151V153ZM181 154V153H180ZM184 154H182L183 155V157H181L183 160L184 159H186L187 157L184 155ZM181 155V156H182ZM175 156V157H176ZM175 158V160H177L178 158ZM185 157V158H184ZM28 159V158H27ZM30 159V158H29ZM26 160L24 163H20L21 164V166H20V168L23 170H26V171H32L33 169H35L34 167L36 166L35 165V163H32V161L31 160ZM174 160V159H173ZM173 161V162H176V161ZM114 161H115V159H114ZM27 162V163H26ZM30 162H31V165H29L30 164ZM111 162V163H110ZM108 164H110V165H108V164H106V163H104L103 164V167L102 166H98V170L100 169V168H102V169H100V170H102V171H100L101 173H103V171L104 172H107V173H103V175L101 174V177H99L100 178V180H102V181H100V184H103V185H97V186H99V187H97V189L98 188H100V191H99V189H98V191H99V193H100V195L102 194V190H105V193H103V196H106L107 194H110V196H112V195H114V194H117V193H120V191L121 190H126L125 189V186H128L129 185V182H122V181H120V182H116V181H110L112 178H113V176H116V175H118V174H123L122 172H123V170H125V167L124 168H122V170L119 172V173H116V171H113V173H112V170L110 169V168H113V167H115L116 165H114V164H116V161H115V163L114 162H112V161H110ZM26 163V164H25ZM29 163V164H28ZM112 163H114V164H112ZM177 163V162H176ZM28 164V165H27ZM35 166H34V165ZM33 165V166H32ZM102 165V164H101ZM107 165H108V167H107ZM30 166H32V167H30ZM91 167H92V165H90ZM113 166V167H112ZM89 167V166H88ZM93 167H95V166H93ZM119 166L117 165V168H118ZM3 168V167H2ZM37 168V167H36ZM95 168H97V167H95ZM1 169V168H0ZM116 169V167L115 168H113V170H115ZM3 170H4V168H3ZM6 170V169H5ZM12 170V169H11ZM105 170H107V171H105ZM187 170V171H186ZM190 170V171H189ZM194 172H193V171ZM15 170H13V172H11V174H18L19 172H18V170H16L15 172H14ZM21 171V170H20ZM109 171H111V172H109ZM192 171V172H191ZM5 173V175L6 174H8V175H11L10 174V172H6V171H4ZM16 172H18V173H16ZM115 172V173H114ZM1 173H3V171H1ZM170 173V174H169ZM185 173H186V175H185ZM193 173H195L194 175L195 176H193ZM114 174H116V175H114ZM197 174V175H196ZM100 175V174H99ZM172 175V176H171ZM175 175H176V177H175ZM178 175V176H177ZM208 176V180L206 179V177ZM167 176V177H166ZM174 176V177H173ZM188 176H190V177H188ZM165 177H166V179H165ZM171 177V178H170ZM191 177H193V178H191ZM174 178V179H173ZM175 178H176V180H175ZM184 178V179H183ZM20 179H22V178H20ZM98 179V178H97ZM180 179H182L183 181H181ZM190 179H188L189 180V182L191 181ZM22 180H26V179H22ZM115 180H118V178H116L115 177ZM169 180V181H168ZM173 180V181H172ZM175 180V181H174ZM185 180V181H184ZM35 180H33V181H26V182H28V183H25V184H27L26 186H24L25 184L23 183V182H20V183H16V185L15 186H17V184H20V185H18L19 187H21V188H19L18 186V189L19 190H21L20 192H19V190H18V194L17 195H15L14 197H16V199L14 198V197H12L13 199V201H10L11 202V204H12V206H16V202L18 201V198H21L22 196H23V194H24V196L27 194V193H29L28 191H30L32 188H30L29 189V186H31V185H34L35 184V182H34ZM102 182H104V183H102ZM106 182V183H105ZM156 181H153V182H147V184H153V183H155ZM141 183H143V182H138L137 184H138V187H140L141 188ZM184 183V184H183ZM194 185H193V184ZM192 183L190 182L189 183V185H191L190 186V189H194V190H196V191H194V190H190V192H189V194L191 195V196H198L204 189H199L200 187L198 186V185H196L195 184V182H194V180L192 181ZM21 184H23V188H22V186H21ZM107 186H106V185ZM108 185H110V187L108 186ZM182 185V186H181ZM186 185V186H185ZM105 186H106V188H112L114 191H107V189L105 188ZM112 186V187H111ZM181 186V187H180ZM185 186V187H184ZM196 186H197V188H198V190H199V192L197 191V188H196ZM114 187V188H113ZM180 187V188H179ZM27 190H26V189ZM179 190H178V189ZM25 191H23V190ZM164 190H166L167 189V191H170V189H168L167 187H164L163 188ZM27 191V192H26ZM139 192H140V190H139ZM193 192V194H191ZM23 193V194H22ZM153 193H157V190H156V188L154 187L153 188ZM1 194V193H0ZM185 194V195H184ZM99 195V196H100ZM154 195H156V194H154ZM190 195H189V197H190ZM21 196V197H20ZM102 195H101V197H103ZM18 197V198H17ZM184 197V198H183ZM104 199L106 198V197H103ZM109 198V197H108ZM103 199V200H104ZM221 199V198H220ZM10 202H9V204H10ZM15 203V205H14V203ZM219 202H222V199L219 201ZM218 202V203H219ZM18 203V202H17ZM10 204V205H11ZM215 203H213V205H214ZM220 204V203H219ZM212 205V209L214 210V211H216V209L217 210H219V208H220V206H213ZM133 207V206H132ZM137 207V210L136 211H128L127 213H126V216H125V219H120V220H116L115 219V217L116 216H118V214H113V213H111V215H112V218L113 219H115L114 221H113V224L109 227V228H107V229H103V230H97V229H91L90 230V236L93 238H96V241L97 242H94V240L95 239H92L90 236H89V238L92 240H90L91 241V243L93 242V243H96V244H93L94 245V247H96V246H98V249L99 250H97L96 248V250L95 249H92V251L90 252V253H88V255L87 256H84V257H82V261H81V257H79V260L78 261H80V263L82 262V263H84V260H86V259H88L86 262L88 263V264H90L91 263V261H92V263L94 262H102V263H106L107 264V262H108V264H114L115 262H117L118 260H119V258H121V254L123 253V250L124 249H126V248H129L131 245H134V242L136 243V246L134 245V247L135 248H137L139 251H137V249H136V251H137V253L138 252H144L145 251V248H146V251L148 250V254L146 255V263L145 264H149L150 262L149 261H151V264H158L157 262L159 261L161 264H169L170 262H171V264H172V262L174 261H176L175 263L173 262V264H176V263H178V264H181L180 262H182V263H186V264H189V263H191V262H195V264H196V259H198V258H196V257H194V256H197V257H200L199 256V251H200V249L199 248H201V246L203 245V243L204 242H208V239H207V241H205L206 239L205 238H208V237H210V230L208 231V230H205V229H207V228H205V229H203V230H205V231H203L202 230V233L204 234V233H206L207 234V232H208V234H209V236H208V234H207V236L208 237H205L204 238V236L202 237V234H201V232L200 233H197L198 235H197V240L199 241L198 243H197V241L195 242V241H193L192 239H194V240H196L195 238H192L191 239V237L192 236H194V234L192 233L193 231L192 230H189L188 231V229H192V226L190 225V227L187 229V227H185V226H189L188 224H190L189 222H184L183 224H187V225H185V226H183V224H182V226L180 225V229L178 230V228H176V226L175 225H173V224H171L172 226H168V224L169 223H171L170 221H171V219H168V220H166V222L167 221H169V223H166V225H167V230L166 231H168L170 228L171 229H173L172 231L170 230V231H168L167 232V234L165 233L166 231H164V227H166V225H164V223L163 222H165V219H163V217H164V215H165V217L164 218H169V214H170V212L168 211V210H165V212H164V215L162 216V220H160L159 218H157V216L154 214V215H152V213L151 212H148V208L146 207V212H144V208H142V207H140V206H136ZM217 207H219V208H217ZM186 210L187 211H190V209L188 210V209H185L184 210V212H186ZM168 211V212H167ZM203 211V212H202ZM135 212H136V214H139L138 215V219H137V221H136V224H133V219H131V217H133V215L135 214ZM151 213V214H150ZM201 213V214H200ZM207 214L208 212H204V210H199L198 212H196V214L193 212L192 214L193 215H197L199 218H202L201 216H203V217H206L207 215H205V214ZM49 214H50V211H49ZM148 214H150V215H148ZM216 214V213H215ZM44 217H46L45 219H43V220H41V219H37L36 221H46L47 220V222H49L50 221V219H53L54 218V215H52L51 214V216H53L52 218L50 217V216H48V213L46 212V213H44V214H42ZM167 215V216H166ZM135 216V215H134ZM146 216V220H144V217ZM154 217L153 219L151 218V217ZM150 219H149V218ZM159 220H157V219ZM171 218V217H170ZM152 219V220H151ZM155 219L159 222V223H157V221H156V223H155ZM46 222V223H47ZM55 222V221H54ZM104 223H108V221H103ZM116 222H118V226L116 227V228H114L113 229V225H116ZM51 223V222H50ZM161 223V224H160ZM55 224V223H54ZM140 224H141V226H140ZM159 224V225H158ZM163 224V225H162ZM146 225V226H145ZM154 225H156V226H154ZM194 225V224H193ZM98 225H96V227H97ZM138 226H140L141 228H143V231L144 232H142V231H139L141 228H139ZM157 226H160V227H157ZM164 226V227H163ZM197 226H199V224L197 225ZM137 227H138V229H137ZM145 227V228H144ZM148 227H150V228H148ZM163 227V228H162ZM174 227V228H173ZM181 227H182V229L183 230H181ZM194 227L195 228H197L196 227V225H194ZM200 227L202 228L203 226H201V223H200V226H199V228L198 229H200ZM147 228H148V230H150V231H147ZM152 228V229H151ZM159 228H162V229H160L161 231H159ZM185 228V229H184ZM129 229V230H128ZM144 229H146V231L144 230ZM154 229V230H153ZM186 229H187V231H186ZM142 230V229H141ZM153 230V231H152ZM98 231H100V232H98ZM129 231V232H128ZM132 231H134V234L132 233ZM137 231H138V233H137ZM178 231V233H176ZM182 231V233H180V232ZM94 232V233H93ZM96 232H98V233H96ZM131 232V233H130ZM136 232V233H135ZM140 232H142V233H140ZM146 232H148V233H146ZM169 232H171V233H169ZM190 232L193 234H190ZM100 233H104V235H105V237L102 239V237H98V235L100 234ZM126 233V234H125ZM129 233V234H128ZM144 233L146 234V235H144ZM162 233H164V234H162ZM172 233H173V235H172ZM176 233V234H175ZM186 233L187 234H189V235H186ZM92 234H93V236H92ZM95 234V235H94ZM174 234H175V236H174ZM184 234V235H183ZM201 235V237H199L200 235ZM129 235V237H133L132 239L133 240H127L126 238H127V236ZM133 235V236H132ZM154 235V236H153ZM167 236V238H164V240H163V237L164 236ZM168 235H170V236H168ZM181 235V236H180ZM215 235V234H214ZM78 236V235H77ZM122 236H124V237H122ZM149 236V238H148V240H147V237ZM160 236H162V238L160 237ZM174 236V237H173ZM189 236V237H188ZM206 236V235H205ZM217 237L216 238H218L219 236L218 235H216ZM121 237V238H120ZM151 237H153V238H151ZM186 237L189 239V242H186L187 241V239H186ZM199 237V238H198ZM77 238H79V237H77ZM117 240H116V239ZM122 238H124L126 241H128V242H124V241H122V240H124V239H122ZM145 238V239H144ZM160 238V239H159ZM171 239V240H169V239ZM200 238H201V241L202 242H200ZM215 238V236L213 237V239H211V240H213L212 242H209V246H210V244L212 243L215 247H216V243L218 244V242H219V239H216ZM166 239V240H165ZM168 239V240H167ZM176 239L178 240V241H176ZM202 239H204V240H202ZM24 240V239H23ZM22 240V245H25V243H27V238H25V240H26V242L25 241H23ZM158 240H159V242H158ZM164 242H163V241ZM180 240H182L183 242H185V243H183V242H181ZM190 240H192V241H190ZM210 240V239H209ZM210 240V241H211ZM218 240V241H217ZM101 241H104L105 242V244L103 245V244H98V243H100ZM114 241V242H113ZM130 241V242H129ZM131 241H133V242H131ZM180 241V242H179ZM25 242V243H24ZM126 243V245L124 244V243ZM149 242H151V243H149ZM161 242H163V243H161ZM181 243V246L179 245V244H176V243ZM194 243L195 245H196V248H195V245L194 246H192L193 248L191 249V252L193 253H191L190 251H188V253H189V255H188V253H184V252H187L186 250H183L182 251V249H187L188 250V247L189 246H191V245H189V243ZM133 243V244H132ZM167 243V244H166ZM190 243V244H191ZM197 243V244H196ZM201 243V244H200ZM19 245L18 246H20L21 245V242L20 243H18ZM87 243L85 242L84 243V245H86ZM122 244H124V245H122ZM129 244H131L130 246H129ZM159 244V245H158ZM164 244L165 245H167V246H165L164 247ZM176 244V245H175ZM205 244V243H204ZM211 244V245H212ZM22 245L20 246V247H22ZM120 245V246H119ZM121 245L124 247V249L121 247ZM139 247H138V246ZM143 245V247H141ZM154 245V246H153ZM162 245V246H161ZM198 245V246H197ZM155 246L157 247V250H156V248H155ZM178 246V247H177ZM180 246V247H179ZM14 247V246H13ZM15 247H17V245L15 246ZM14 247V248H15ZM26 247V246H25ZM23 248L22 247V249H26V248ZM116 247H118L119 249H121V251L119 250V249H115ZM121 247V248H120ZM126 247V248H125ZM141 247V248H140ZM149 247H150V249H149ZM159 247V248H158ZM175 247V248H174ZM198 247V248H197ZM151 248H155V250H153V251H155L156 252V254H155V252H153L152 250H151ZM163 248V249H162ZM170 248V249H169ZM173 248H174V250H173ZM177 248V249H176ZM180 248V249H179ZM182 248V249H181ZM213 249H212V253H214V251L216 250V248H215V250H214V247H212ZM169 249V250H168ZM180 251H179V250ZM196 249H198L199 251H197L196 252V255H194V251L196 250ZM6 251H7V249H5ZM101 250V251H100ZM114 250V251H113ZM118 250H119V252H118ZM142 250H144V251H142ZM164 250H165V252H164ZM175 250H177V251H175ZM192 250H194V251H192ZM214 250V251H213ZM96 251V252H95ZM145 251V252H146ZM151 251H152V253H151ZM169 251L170 253H172V254H170L169 252V255H168V253L167 252ZM178 251L179 252H182V253H180V254H183V256L182 255H180V254H177L178 253ZM30 252V251H29ZM122 252V253H121ZM140 252V254L142 255V253ZM177 252V253H176ZM23 253H24V251H23ZM25 253H27V252H25ZM93 253H94V255H93ZM151 253V254H150ZM162 253V254H161ZM165 253V254H164ZM177 254V256H176V258H175V255ZM198 253V254H197ZM201 253H202V251H201ZM91 254V255H90ZM103 254V255H102ZM152 254H154V257H153V255ZM160 254V255H159ZM166 255L167 254V256H168V258H169V260H168V258L166 257V256H164V255ZM138 255H139V253H138ZM156 255V256H155ZM163 255V256H162ZM186 255H188L189 257H187V259H188V262L189 263H187V259L185 258V262H184V259L182 260V261H180V259H182V257H185ZM191 255V256H190ZM193 255V256H192ZM213 255V256H212ZM53 256V257H52ZM88 256H90V257H88ZM101 256V257H100ZM143 256V255H142ZM141 256V257H142ZM149 256H151L152 257V260H151V257H149ZM157 256H160V257H158L157 258ZM181 256V257H180ZM211 256H212V258L215 256H217V253L215 252L214 254H211ZM48 259H47V258ZM46 257L44 256V259L46 260V261H48V262H50V263H53V262H58V261H62V259H60V257L58 256V258H56L55 257V255H46ZM145 256H143L142 257V259L144 258ZM150 258V260H147V259H149ZM156 257V258H155ZM168 260L167 262L165 261V262H163L164 260H165V258ZM170 257L172 258L171 260H170ZM174 257V258H173ZM177 257L179 258L180 257V259H178V261H177ZM193 257V258H192ZM56 258V260H53V259H55ZM86 258V259H85ZM153 258H155L156 260H157V262H156V260L155 259H153ZM191 258L193 259V260H191ZM202 259H203V257H201ZM52 259V260H51ZM58 259V260H57ZM74 260V262H75V264H77V263H79V262H77V260ZM174 259V260H173ZM176 259V260H175ZM189 259H190V261H189ZM200 260L199 262L201 263V261L202 262H204L205 260ZM107 260V261H106ZM153 260H154V262H153ZM163 260V261H162ZM173 260V261H172ZM195 260V261H194ZM81 263V264H82ZM91 263V264H92ZM206 264H208V262H205ZM191 264H193V263H191ZM209 264H211V263H209Z\"/></svg>",
	"mask_w": 264,
	"mask_h": 264
},
{
	"label": "flooded vegetation",
	"instance_id": "flooded-vegetation-1",
	"mask_svg": "<svg viewBox=\"0 0 264 264\" xmlns=\"http://www.w3.org/2000/svg\"><path fill=\"white\" fill-rule=\"evenodd\" d=\"M82 25L83 26H88V25H86V23H83ZM193 37L196 40L197 35L195 34V32H194V36ZM192 70L195 71V67L194 66L192 67ZM191 82L194 83L195 86L199 84L196 81L195 78H193L191 80ZM199 89H201V87H198L196 90L199 91ZM191 98H193L191 94L183 96L179 100V103L177 104L176 109L172 108V109L169 110V112L167 111V113L170 114V115H168L167 113H166L167 115L164 114V113H163L164 115L160 114L159 117H156V118L154 117L153 118L154 120H153V122L151 121V123L152 124L154 123L153 125H155V122H154L155 120H164L165 121V119L167 120V118L171 117L172 114L174 115L176 111L183 112V110H180L179 107H185L188 102L193 101ZM171 110L174 111V113ZM163 124L164 123H162V125ZM161 126H158L157 128L161 129ZM157 128H155V129H157ZM158 148H159V145H157V144H150V145L148 144V146H146V148L143 151L140 152L141 154L145 155L146 158L133 159L132 162L130 160L128 162V163H130L129 165H128V163L125 164V167L127 169L125 168V171L123 172V174H118L116 176H113V178L110 180V181H116L117 182V180H115V177H116V178H118V182H120V181L129 182V185L125 186L126 190H121L120 193L114 194L112 196H110V194H107L106 196H104V197H106L104 200L108 201V204H107L108 208H107V211H106V215L104 216L103 220L99 224L100 226H102V228H100V226L98 225L96 227L97 230H99L98 228H100L101 230L109 228L113 224V221L115 219L116 220L125 219L126 213L128 211H131V210L132 211H136L137 210L136 206H140V207L144 208L145 209L144 212L147 211L146 210V207H147L146 197L150 193L157 194V193H153V188L154 187L157 188V183H160V182L162 183L163 182V178L161 177L160 174H154L153 178H151V177L147 178V177L143 176V174L145 172L149 171L150 167L153 165L152 161H154V159L152 157L156 155V152H158ZM145 150H146V152H144ZM170 162L173 163V159H171ZM170 164H169V166H170ZM170 167H172V164H171ZM169 170H172V169L170 168ZM8 176H10V175H8ZM11 176L13 177V174H11ZM1 179H4V176H0V180ZM97 181L100 182V180H98V179H97ZM149 181L150 182L156 181V182L153 183V184H147V182H149ZM138 182H143V183H141V188L138 187V184H137ZM0 187H2V185ZM139 190H140V192H139ZM103 193H105V190H102V194ZM0 197H1V195H0ZM2 200H5V199H3L1 197L0 202ZM5 201H7V200H5ZM1 208L3 209L2 204L0 206V210H1V213L2 212L4 213V210H2ZM44 213H46V212H43V213L39 212L37 214H32L31 217H32L33 220H37V219L43 220V219L46 218V217H44L42 215ZM47 213H48V216H51V214H49V212H47ZM111 213L118 214V216H116L115 219H113ZM134 215H133V217H131V219H133V224H136V221L138 219V215L139 214H136V212H135ZM2 219H4L3 216L0 218V222L1 223H2V221H5V219L4 220H2ZM6 220H7V222H9L8 219H6ZM144 220H146V216L144 217ZM103 221H108V223H103ZM13 222H14V220L11 221V223H13ZM37 222L43 223V221H37ZM9 223H7V225ZM13 224H12V226H13ZM117 226H118V222H116V225H113V229L116 228ZM98 237H102V239H103L105 237V235H104V233H100L98 235ZM0 243H2L1 240H0ZM98 244H103L104 245L105 242L101 241Z\"/></svg>",
	"mask_w": 264,
	"mask_h": 264
}]
</instances>
